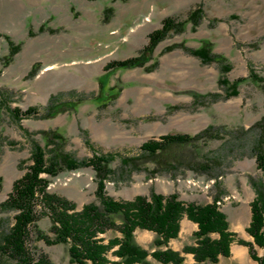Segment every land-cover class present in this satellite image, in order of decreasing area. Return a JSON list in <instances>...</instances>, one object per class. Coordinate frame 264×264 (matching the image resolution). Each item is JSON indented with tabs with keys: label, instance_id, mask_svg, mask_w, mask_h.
Wrapping results in <instances>:
<instances>
[{
	"label": "rangeland",
	"instance_id": "374dc122",
	"mask_svg": "<svg viewBox=\"0 0 264 264\" xmlns=\"http://www.w3.org/2000/svg\"><path fill=\"white\" fill-rule=\"evenodd\" d=\"M199 6L204 10L201 24L193 27L188 23L183 33L162 41L145 67L107 71L112 62L138 56L165 19L186 20ZM15 7L22 10L26 24L12 29L8 12ZM42 28L44 32H40ZM6 38L20 46L8 66L4 65L9 54ZM206 41L212 43L213 53L224 56L232 66L226 74L230 82L246 79L237 96L212 103L209 96H225L219 85V66L203 64L181 48L166 52L168 47L182 44L197 49ZM155 63L156 69L148 71ZM252 70L264 77V0H0V136L5 138L0 144V204L31 164L30 139L43 144L41 131L62 133L67 152L85 160L95 153L136 156L152 139L224 127L230 133L206 149L221 158L213 173L219 175V190L225 194L217 206L226 215L230 231L238 239L252 242L246 232L250 203L255 198L250 178L264 182V172L257 169L250 151L255 132L246 134L264 118V88L249 78ZM114 87L120 89L118 97L103 101ZM195 96L208 100L200 103ZM52 98L55 102H81L74 111L42 119ZM30 108L38 109L37 117L16 120L10 115V110ZM119 166V161L112 163L113 169ZM48 189L80 210L96 200L95 172L91 167L62 172L50 179ZM106 192L117 201L155 192L178 194L186 203L205 205L213 202L218 188L215 179L193 171L154 175L142 171L131 177L116 175L107 182ZM13 217V212L0 208V236L12 226ZM39 226L49 234V219H42ZM194 232L179 233L171 241V249L181 252L192 245ZM154 239L152 232H135L137 244L149 252L155 250ZM35 247L52 264H71L65 245L38 241ZM235 247L245 248L246 254H234ZM230 252V257H220L217 264H258L246 246L233 243ZM256 252L263 255L260 248ZM185 259V264L195 262L191 254ZM148 260L161 264L151 257Z\"/></svg>",
	"mask_w": 264,
	"mask_h": 264
},
{
	"label": "trees",
	"instance_id": "16d2710c",
	"mask_svg": "<svg viewBox=\"0 0 264 264\" xmlns=\"http://www.w3.org/2000/svg\"><path fill=\"white\" fill-rule=\"evenodd\" d=\"M203 18L204 10L199 6L189 13L186 20L173 17L165 19L162 27L150 34L148 44L138 56L112 62L107 66V71L145 67L153 59L155 49L162 41L183 33L188 23L193 27L199 26ZM44 30L42 28L40 32ZM6 39L9 54L5 57L4 65L8 66L19 53L20 46ZM177 48L199 58L203 64L216 63L219 66L222 76L219 85L225 91V96H209L214 99L212 103L239 94V86L246 79L230 82L226 78L232 66L224 56L213 53L212 43L206 41L197 49L183 44L173 45L166 52ZM156 67L155 63L148 66L147 70L154 71ZM249 78L264 88V77L252 70ZM100 86L103 94L104 86ZM119 91L118 88H111L103 101L116 99ZM197 100L204 103L208 98L195 96ZM80 102H55L52 98L40 117L54 119L62 113L76 110ZM2 106L3 101L0 103ZM10 115L16 120L20 117H37L38 109L30 108L25 112L13 109ZM253 132L255 136L250 151L256 159L257 169L264 172V118L247 130L246 134ZM229 133L224 127L210 126L195 135H166L159 140H149L140 147L136 156L95 153L91 159L79 160L67 152V140L62 133L57 130L41 131L39 134L43 144L30 139L31 164L24 176L13 184L8 198L0 204L1 210L14 213L12 226L0 236V264H52L43 254L36 252L35 243L38 241L47 245L67 246L71 264H152L149 257L161 264H185L183 254L193 255L194 264H217L220 257H230L233 243L246 246L250 258L258 264H264V182L250 178L255 198L250 203L251 221L246 232L252 242L238 239L237 234L230 231L226 215L217 206L225 194L224 190H219V175L213 173L215 167L220 165L221 158L217 154L213 156L206 149L212 142L223 140ZM3 139L0 136V144ZM115 161L120 163L117 169L112 168ZM86 167H91L95 172L97 190L94 202L79 210L74 202L49 191L51 178L65 171ZM182 170L206 174L215 179L218 194L213 197L212 203H186L178 194L164 196L155 192L149 197L117 201L106 192L107 182L114 181L118 174L126 173L131 177L134 172L149 171L154 175L160 172L175 174ZM44 218L50 222L49 234L39 226ZM185 218L197 224L198 229L193 234V244L176 252L169 244L178 238L181 222ZM137 230L155 234V250L149 252L137 244ZM108 233L115 236L107 238ZM213 235L218 237L213 238ZM256 248L263 250L262 256L257 255Z\"/></svg>",
	"mask_w": 264,
	"mask_h": 264
},
{
	"label": "crops",
	"instance_id": "0c3cea01",
	"mask_svg": "<svg viewBox=\"0 0 264 264\" xmlns=\"http://www.w3.org/2000/svg\"><path fill=\"white\" fill-rule=\"evenodd\" d=\"M8 14L11 15V17H10L11 19H9V22H8V26H11L10 28H12V29L14 28L15 29V27L17 28V26L18 27L21 26V25L24 26L26 24L25 22H22V15L23 14H22V10L21 9L15 7V9L9 11ZM196 230H197V225L196 224H194L191 221H188L187 219L186 220H182L180 234L183 231H186V232H189V233L192 234ZM170 244H171V242H170ZM170 244H169V246H170ZM234 249H236L235 250L236 252L234 251ZM234 249H233V252L236 255L244 256L246 254V249L245 248L235 247ZM176 250L180 251V248H177ZM183 256L185 257L184 254H183Z\"/></svg>",
	"mask_w": 264,
	"mask_h": 264
},
{
	"label": "bare ground",
	"instance_id": "6f19581e",
	"mask_svg": "<svg viewBox=\"0 0 264 264\" xmlns=\"http://www.w3.org/2000/svg\"><path fill=\"white\" fill-rule=\"evenodd\" d=\"M236 249H234V251H235ZM236 252V251H235Z\"/></svg>",
	"mask_w": 264,
	"mask_h": 264
}]
</instances>
